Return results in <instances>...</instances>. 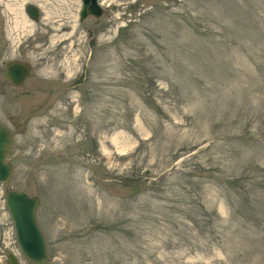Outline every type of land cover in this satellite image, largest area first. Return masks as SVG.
Returning <instances> with one entry per match:
<instances>
[{"label": "rangeland", "instance_id": "rangeland-1", "mask_svg": "<svg viewBox=\"0 0 264 264\" xmlns=\"http://www.w3.org/2000/svg\"><path fill=\"white\" fill-rule=\"evenodd\" d=\"M99 1L0 0V264H37L10 190L54 264H264V0Z\"/></svg>", "mask_w": 264, "mask_h": 264}, {"label": "water", "instance_id": "water-1", "mask_svg": "<svg viewBox=\"0 0 264 264\" xmlns=\"http://www.w3.org/2000/svg\"><path fill=\"white\" fill-rule=\"evenodd\" d=\"M80 20L84 21L93 15L100 18L104 14V8L99 0H82ZM28 16L35 21L40 19V10L34 4L26 6ZM32 73L29 62L14 60L5 66L4 76L13 86L23 85ZM14 151V138L11 130L0 122V183H7L15 172V165L10 161ZM8 209L15 222L18 242L24 254L37 264H53L49 262V254L44 234L37 221V209L40 198L31 196L26 192L10 190L6 193ZM10 264H18L16 257L9 254Z\"/></svg>", "mask_w": 264, "mask_h": 264}, {"label": "flooded vegetation", "instance_id": "flooded-vegetation-1", "mask_svg": "<svg viewBox=\"0 0 264 264\" xmlns=\"http://www.w3.org/2000/svg\"><path fill=\"white\" fill-rule=\"evenodd\" d=\"M4 36H5V33H4ZM4 73H5V64H4V69L2 70V76L4 77V79H6L5 76H4ZM2 120H3V121H2ZM0 122H2V123L5 124V119H1ZM16 125H17V124H16Z\"/></svg>", "mask_w": 264, "mask_h": 264}, {"label": "bare ground", "instance_id": "bare-ground-1", "mask_svg": "<svg viewBox=\"0 0 264 264\" xmlns=\"http://www.w3.org/2000/svg\"><path fill=\"white\" fill-rule=\"evenodd\" d=\"M54 41H55V38H54Z\"/></svg>", "mask_w": 264, "mask_h": 264}]
</instances>
